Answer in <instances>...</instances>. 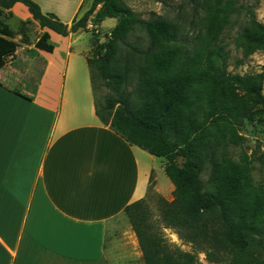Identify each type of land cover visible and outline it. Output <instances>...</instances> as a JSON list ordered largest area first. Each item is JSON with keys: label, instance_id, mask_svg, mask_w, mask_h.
Here are the masks:
<instances>
[{"label": "trees", "instance_id": "16d2710c", "mask_svg": "<svg viewBox=\"0 0 264 264\" xmlns=\"http://www.w3.org/2000/svg\"><path fill=\"white\" fill-rule=\"evenodd\" d=\"M17 3L27 7L42 29L62 36L88 31L90 21L99 26L106 19L117 20L106 43H95L93 58L88 59L94 94L96 78L119 94L118 99L106 97L101 109L96 102L97 115L129 144L166 160L164 171L175 187L174 200L162 201L159 222L146 199L125 208L144 263L197 264L196 254L170 245L163 229H173L180 239L205 251L211 263L227 254L230 264H264V188L255 184L247 153L235 159L231 151L242 143L245 124L241 100L234 94L242 92L264 106L262 86L251 75L228 73L227 53L217 43L234 21L244 17L236 46L264 52V24L254 9L241 0H191L209 36L180 53L170 47L181 36L178 24L161 16L143 20L121 0H93L71 24L44 13L34 0H0V71L17 52L18 35L21 43L30 44L31 21L21 23L18 31L4 22V16H11L5 10ZM135 29L146 34V47L128 39ZM49 39L48 33L41 35L35 48L27 50L28 56L39 50L53 52ZM0 84L30 101L36 93V87L26 85L29 94H24L13 75ZM127 86L146 102L135 113ZM258 160L264 163V154ZM206 167L207 183L201 178Z\"/></svg>", "mask_w": 264, "mask_h": 264}, {"label": "crops", "instance_id": "0c3cea01", "mask_svg": "<svg viewBox=\"0 0 264 264\" xmlns=\"http://www.w3.org/2000/svg\"><path fill=\"white\" fill-rule=\"evenodd\" d=\"M34 1L71 24L93 0ZM8 13L13 31L32 22L30 44L14 39L19 47L0 81L13 75L24 94L26 85L36 93L30 101L0 84V264H136L142 252L125 208L148 198L152 183L171 195L173 183L158 179L164 162L98 117L90 32L42 29L21 3ZM107 20L97 32L114 29L117 20L105 28ZM44 33L53 52L29 57Z\"/></svg>", "mask_w": 264, "mask_h": 264}, {"label": "rangeland", "instance_id": "374dc122", "mask_svg": "<svg viewBox=\"0 0 264 264\" xmlns=\"http://www.w3.org/2000/svg\"><path fill=\"white\" fill-rule=\"evenodd\" d=\"M121 2L128 5L137 16L143 20L154 19L161 16L168 21L178 24L181 30V36L179 37V41L171 43L170 47L179 50L180 53L189 51L192 45L202 43L208 39L209 35L202 23L201 14L196 12L191 0H121ZM241 2L244 5L252 7L257 19L264 24V0H241ZM115 21L116 19H108L104 27L106 28V26L114 24ZM244 24V17L234 21L233 24L225 30L217 43L227 53V72L232 75L253 76L261 84L264 96V52L256 49L251 51L245 50L243 48H238L235 44V37ZM90 25L91 24H88V32L93 36V44L99 42V44L104 45L110 37V33L97 32L96 27L94 25V27H91ZM128 39L141 48L146 47L148 44L146 34L140 29H135ZM91 58H93V52L89 59ZM95 87L96 102L99 109L104 106L106 97L110 96L116 99L119 98V94L109 89L106 83L99 78L95 79ZM126 89L130 94L131 111L135 113L141 110L146 103L144 99L135 94L132 86H127ZM234 97L241 100V108L245 124L240 131V135L243 137L242 143L239 146L232 148L231 151L235 159H238L243 153H247L253 161V177L255 184L262 185L264 188V163H261L258 160L264 154V106L255 105L252 99L243 95V93L239 91L234 94ZM160 160L165 164L166 160ZM179 161L181 162L182 160L179 159ZM208 177L209 169L206 167L201 178L207 183ZM153 178L154 176H152V180ZM158 179L162 185L164 181L171 183L167 175L164 173L162 174L159 172ZM207 187L208 186L206 185V188ZM174 198L175 187L171 195H164L155 191L152 183L146 201L152 212L153 219L156 222H159L162 214V201L166 200L170 202L174 200ZM163 233L173 247H176L183 252L196 254L197 264L231 263V258L227 254L218 256L217 262L211 263L208 261L205 251L198 250L193 244L180 239L173 229H163ZM136 264H145L142 256Z\"/></svg>", "mask_w": 264, "mask_h": 264}, {"label": "built area", "instance_id": "2783aa9c", "mask_svg": "<svg viewBox=\"0 0 264 264\" xmlns=\"http://www.w3.org/2000/svg\"><path fill=\"white\" fill-rule=\"evenodd\" d=\"M93 25H94V24H92V23H91V25H90V26L92 27ZM94 26H95V25H94ZM94 26H93V27H94ZM95 27H96V26H95Z\"/></svg>", "mask_w": 264, "mask_h": 264}]
</instances>
